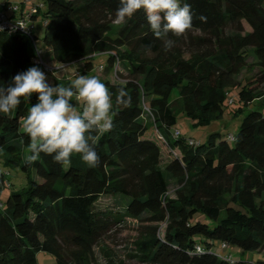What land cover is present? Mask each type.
<instances>
[{
    "label": "trees",
    "instance_id": "1",
    "mask_svg": "<svg viewBox=\"0 0 264 264\" xmlns=\"http://www.w3.org/2000/svg\"><path fill=\"white\" fill-rule=\"evenodd\" d=\"M41 2L33 39L0 30V264H38L41 252L72 264L127 218L166 226L137 243L146 264H264L241 257L264 256V114L250 111L233 144L173 130L179 112L198 126L222 120L230 90L236 116L264 102V0ZM43 5L42 59L83 65L76 79L44 76L36 62ZM251 51L258 74L240 80ZM102 55L116 81L88 83ZM91 104L106 107L104 124L82 114L49 131L33 121ZM10 170L27 185L3 202ZM167 174L180 184L175 199ZM103 197L120 198L118 209H98Z\"/></svg>",
    "mask_w": 264,
    "mask_h": 264
},
{
    "label": "rangeland",
    "instance_id": "2",
    "mask_svg": "<svg viewBox=\"0 0 264 264\" xmlns=\"http://www.w3.org/2000/svg\"><path fill=\"white\" fill-rule=\"evenodd\" d=\"M13 4H17L20 7L26 6V12L30 11L31 2L27 0H11ZM36 3L42 4L41 0H34ZM41 15L34 21L35 24V35L36 45L39 49L42 50V58L46 61L49 60V54L44 44L43 38L45 33V25L43 21V14L46 12V7L43 5L41 8ZM150 10H153L151 6ZM246 32H251L250 27L245 24ZM193 35H200L199 32H193ZM107 61L106 56H96L95 57V66L93 72L87 78L88 83H97L100 80L109 79L112 83H115V74L113 72L106 74L103 70L99 69L101 64H105ZM255 55L250 53L248 59V67L240 75V80L249 78L258 74L259 69L255 65ZM50 64V63H47ZM83 73L84 66L80 65L75 69H68L65 72H59L55 75V79L59 81L63 77L76 79L74 77L77 71ZM119 72H126L122 69H118ZM83 75V74H82ZM81 75V77H82ZM79 77V76H77ZM86 78L85 76L82 79ZM52 81V80H51ZM264 91V90H263ZM233 99L234 103L229 105L226 109L224 117L222 120H216L211 123L209 126H198L191 119L187 118L183 112L177 113V123L174 127V131H179L183 137L187 140H193L195 142L206 143L211 135L221 134L223 137H229V142L233 144L230 136H236L240 125L244 117L252 110L260 111L264 114V102H257L252 104L249 108L245 109L243 114L239 116L235 115V112L243 107L237 98V91L230 90L229 100ZM85 118H95L99 124H104L108 119V113L106 107L102 105H87L82 108V105L76 109H68L62 115H55L47 119L41 112L35 113L33 115V121L37 125H44L45 128L49 131L54 130L58 126L66 122H78L80 117ZM169 184L168 196L172 199L177 198V191L180 188L178 180L173 177L171 174L166 176ZM13 184L12 189H7L3 191L2 201L4 202L6 198L11 194V192L16 190H21L26 187L27 181L24 175L19 170H10V177L8 178ZM120 201V198L113 197H103L97 204L98 209L116 211L118 209L117 202ZM155 223L139 222L138 220L127 218L124 222L118 224L113 228V230L107 234L103 240L97 244L92 253L83 256V259H75L72 264H146L141 262V254L137 249V243L149 237L150 234H153L155 231H158V234H163L166 226H162L160 229L155 230ZM261 253H244L241 255L242 259L245 261H259L264 259ZM38 264H55V259L52 255L48 253L41 252L37 255Z\"/></svg>",
    "mask_w": 264,
    "mask_h": 264
},
{
    "label": "built area",
    "instance_id": "3",
    "mask_svg": "<svg viewBox=\"0 0 264 264\" xmlns=\"http://www.w3.org/2000/svg\"><path fill=\"white\" fill-rule=\"evenodd\" d=\"M28 1L31 2V7H30V11L28 13L26 12V10H24L25 18L11 19L6 14H0V30H6V31H9L11 33H20L22 35L29 37L30 39H33L34 25L30 21V17H31L30 14L31 13H37V6L36 5L32 6L33 0H27V2ZM23 8H26V6L20 7L17 4L10 6V9L14 13L21 11ZM37 52H38V59L36 62L38 64L44 66V70H45V73L43 74L44 76H46L47 73L54 72V71H56V74L59 72H62V71L65 72L67 70V68L69 67L68 64L55 66V67L49 66L43 61V59L41 57V51L38 50ZM229 103L233 104L234 100L231 99ZM223 248H225V245H223Z\"/></svg>",
    "mask_w": 264,
    "mask_h": 264
},
{
    "label": "crops",
    "instance_id": "4",
    "mask_svg": "<svg viewBox=\"0 0 264 264\" xmlns=\"http://www.w3.org/2000/svg\"><path fill=\"white\" fill-rule=\"evenodd\" d=\"M11 5H13V2H11V0H0V14H6L10 18L16 17V15L10 9ZM24 10H26V8H23L20 11V14H22Z\"/></svg>",
    "mask_w": 264,
    "mask_h": 264
}]
</instances>
